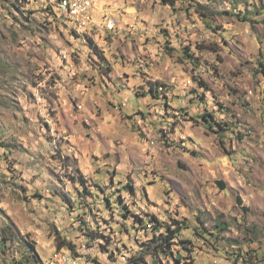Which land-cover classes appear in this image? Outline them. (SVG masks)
I'll return each instance as SVG.
<instances>
[{
    "label": "rangeland",
    "instance_id": "obj_1",
    "mask_svg": "<svg viewBox=\"0 0 264 264\" xmlns=\"http://www.w3.org/2000/svg\"><path fill=\"white\" fill-rule=\"evenodd\" d=\"M57 1L42 9L52 21L45 14L31 25L62 42L67 29ZM131 5L138 21L153 18L154 29H142L149 35L135 40L127 26L122 38L113 35L117 45L104 35L96 45L102 58L90 53L92 66L81 77L77 63L67 84L57 46L55 70L29 74L33 86L45 83L24 107L14 47L25 28L14 13L10 25L0 15V231L13 223L42 264L62 242L84 245L74 253L90 264H126L145 251L154 216L189 225L180 236L192 242L185 263L234 264L243 256L237 264H264V0ZM156 85L157 98L149 94ZM207 114L231 130L208 128L200 118ZM128 183L133 195L124 190ZM132 216L146 228L135 230ZM91 231L109 239L106 254L89 241ZM7 247L0 264L29 256L24 247ZM173 249L181 251L180 244ZM144 261L157 264L152 255ZM157 261L174 264L163 255Z\"/></svg>",
    "mask_w": 264,
    "mask_h": 264
},
{
    "label": "crops",
    "instance_id": "obj_2",
    "mask_svg": "<svg viewBox=\"0 0 264 264\" xmlns=\"http://www.w3.org/2000/svg\"><path fill=\"white\" fill-rule=\"evenodd\" d=\"M53 2L54 0H3V2H1L2 8L0 10V15L3 14L4 18L6 19V24L10 25L12 23L14 13V15L17 16L15 18L20 20V22H22L23 24V27L25 28V35H18L17 44L14 47V56H17V58H15V61L17 62L21 75L20 82H16L17 84L20 83V85H17V87L19 88V92L22 91L20 96L18 95L17 98L21 102L22 107L27 105V97L30 96V98H37L39 94V88L43 85V83H45V80H43L39 82L37 86H33V84L30 82L31 80H29L31 79L29 74H37L38 72H41V69H43L45 66H51L52 69L56 68L57 46L62 47V49L59 50H62L61 57H59V61L61 62V69L59 68L57 70H59V74L63 80V84H67L70 82L65 81L69 80L71 72L73 73L76 71L77 63H79L77 65V72H79L81 77H83V70H87L88 67L92 66L91 64H89V60L87 62V59L92 52L87 46L85 40L86 37L90 38L99 48H101V42L105 41L104 35H106V38H110L113 40L116 39V37H114L113 35H118L119 38H122L127 34V26H131L130 35H133L134 39L137 40V35H149V33H145L144 31H142V29L148 28L149 26L151 27L154 22L153 18L149 22L138 21V18L132 14V10L136 11L135 8H137L136 6L131 5L132 3H134V0H95L94 18L96 24H102L104 21V17L110 16L109 18L112 17L116 20V26L114 30L110 32L103 29L101 32H97V30L93 28L91 30L87 29L86 31H84V33H78L77 36L71 31L73 24L69 26L68 22H71L64 15H60L59 13L52 10V12H55L57 14V18L61 22L60 24H64L67 29L65 35H63V38L61 39L62 42H60L57 39V36L50 30H48L47 33L37 34L36 30H34V27L31 25L32 23L35 24L40 22V20L45 21V17H43V15H45L46 13H43L42 9H45L46 7L49 8V6L52 8V6L54 5ZM17 6L20 10L16 9ZM120 13L122 16L121 18L117 15ZM45 16L48 18V22L53 20V17L49 16V12ZM153 29L154 28L151 27V30ZM29 30H31V32ZM26 31H29V33ZM152 34H155V32ZM8 37L7 47H10L12 46V38L10 37V35H8ZM118 43L119 40H115L113 45H117ZM62 53H67V58L65 60L64 58H62ZM69 54L70 56L72 54L73 58L76 59V62L74 64L71 63L72 61L71 57L69 59ZM30 67H32L31 70ZM95 72H97V70H95ZM14 85L15 83H13L11 87Z\"/></svg>",
    "mask_w": 264,
    "mask_h": 264
},
{
    "label": "trees",
    "instance_id": "obj_3",
    "mask_svg": "<svg viewBox=\"0 0 264 264\" xmlns=\"http://www.w3.org/2000/svg\"><path fill=\"white\" fill-rule=\"evenodd\" d=\"M161 1V5L163 6H168L173 8L175 6V4L177 2H188L191 0H160ZM203 8V7H202ZM204 15H200L201 20H205L204 19ZM243 19L245 21H247L248 19L245 17H243ZM208 24V23H207ZM86 43L89 47V49L91 50V52L97 56V58L101 59L102 55L100 50L98 49V47L96 46V44L88 37H86ZM189 59H192L191 56H188ZM165 86H160V88H164ZM159 90V86L156 85V88H150L149 90V94H154L155 98H157V95H155V92H157ZM201 120H203V122H205V124L207 125L208 128H217L218 132H228L231 129H224V127L220 124V123H216V121L213 119L212 115H203L200 117ZM227 126V125H226ZM217 133V131H216ZM80 178H83L80 176ZM79 184L82 187H85V181L84 179L79 180ZM219 184L222 185L221 182H219ZM124 190H126L130 195H133L135 193L134 187L132 185V183H128L126 187H124ZM63 201H69V199H62ZM118 200L120 201V198H118ZM65 201V202H66ZM106 204L109 206L111 205L110 200L106 199ZM131 216V213L126 210V212L123 214V218L128 220V217ZM132 218L134 219L133 221V227L135 228V230H140V229H145V219H140L138 217H134L132 216ZM149 222H153L154 223V227L152 232V237L151 239L147 240L144 243V248L145 251H143L142 253L138 254V256H134L131 257L130 259L127 260L126 264H144L145 263V257L147 255H152L155 260L156 263L159 264V262L157 261V258L160 255H163L169 259H172L174 264H189V263H185V256L190 257L191 256V247H192V242L188 241V240H184L181 241L180 240V236L183 232V230L189 229V225L187 223H181L178 221H175L174 219L170 220L171 223H162L160 222L156 217L151 216L150 219H148ZM98 231L95 232H90L91 235H88L87 237L89 238L90 242H95L97 241L100 249L102 250V253L106 254L108 252V246H109V239H107V237H104L101 233L102 231H99V233L101 235L97 234ZM96 233V234H95ZM197 233L200 237L204 238L203 235H201L198 230L194 231V234ZM179 240V242H178ZM256 242V241H254ZM8 244H15L17 247H24L25 251H27V253L29 254V256L24 257L22 259H19L18 261L15 260V258H10V264H25L23 260L26 261V263L30 262V258L33 259L35 261V263L38 264H42L39 256L36 253V245L30 241H26L23 237H21V234L19 233V231L16 229V227L14 226L13 223L11 222H7V225L4 229H2L0 231V255L1 256H5L8 257V255H6V252L8 251L7 249H9L7 246ZM180 244L181 246V251H174V247ZM77 247V245H76ZM76 247L72 246L70 243H57L56 244V250H68L72 253L75 252ZM142 247V248H143ZM153 253H150L149 251H152ZM142 251V250H141ZM185 252V255L182 253ZM113 253V251H112ZM253 257L255 259H262L263 258V253L262 251H255ZM243 258V256H238V258H236V261L234 260V264H237V262H239V260Z\"/></svg>",
    "mask_w": 264,
    "mask_h": 264
},
{
    "label": "built area",
    "instance_id": "obj_4",
    "mask_svg": "<svg viewBox=\"0 0 264 264\" xmlns=\"http://www.w3.org/2000/svg\"><path fill=\"white\" fill-rule=\"evenodd\" d=\"M73 1H76V15L85 17V29L89 28L90 26H97V32H101L103 29L105 31H110V32L114 30L116 26V20L114 24H104V21L100 25L96 24L94 18V4L87 3V0H73ZM65 8H66V0H58L56 4V11L59 14H65ZM71 24L73 23L68 22L69 26ZM115 213L116 215H120L119 212L115 211ZM84 249H85L84 245L82 244L77 245L76 252L77 251L82 252ZM47 261L49 262V264H90L85 259V257H82L81 255L77 256L76 254L70 251H66L65 257L53 258L52 256H50V258Z\"/></svg>",
    "mask_w": 264,
    "mask_h": 264
},
{
    "label": "bare ground",
    "instance_id": "obj_5",
    "mask_svg": "<svg viewBox=\"0 0 264 264\" xmlns=\"http://www.w3.org/2000/svg\"><path fill=\"white\" fill-rule=\"evenodd\" d=\"M94 2L95 0H87V3L94 4ZM62 15H64L71 23H73V26L78 32L84 33V31H86L87 29L91 30L93 28L97 30V26H90L89 28L85 29V17L76 15V1L66 0L65 14ZM114 22H115V18H109L106 16V18L104 19V24H114ZM65 255L66 252L58 251L53 253L51 256L53 258H61V257H65ZM44 264H49V262L45 261Z\"/></svg>",
    "mask_w": 264,
    "mask_h": 264
}]
</instances>
